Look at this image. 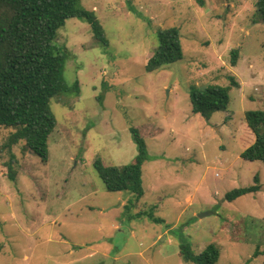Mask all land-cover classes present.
Listing matches in <instances>:
<instances>
[{"label": "rangeland", "instance_id": "obj_1", "mask_svg": "<svg viewBox=\"0 0 264 264\" xmlns=\"http://www.w3.org/2000/svg\"><path fill=\"white\" fill-rule=\"evenodd\" d=\"M77 5L95 13L107 42L78 18L58 29L72 89L50 102L57 125L47 162L14 144L10 180L4 145L13 130L0 126V264H194L179 255L180 242L196 253L215 244L216 264H264V163L240 156L254 141L244 112L264 110V20L255 0ZM171 27L182 58L146 71L158 31ZM228 75L240 87L230 89L227 109L208 120L193 113L189 87L225 86ZM146 125L160 131L145 139L144 195L108 191L95 159L130 163L137 145L129 128ZM256 176L258 191L225 198Z\"/></svg>", "mask_w": 264, "mask_h": 264}, {"label": "trees", "instance_id": "obj_2", "mask_svg": "<svg viewBox=\"0 0 264 264\" xmlns=\"http://www.w3.org/2000/svg\"><path fill=\"white\" fill-rule=\"evenodd\" d=\"M77 1L0 0V126L13 130L4 145L10 153L7 162L10 180L14 181L16 176L14 154L10 151L14 144L22 143L25 151L47 162L49 137L57 125L50 102L72 89L64 77L69 54L66 48L55 43L58 29L66 19L78 18L89 24L96 41L103 44L107 42L95 13L78 6ZM206 1L194 0L201 8ZM255 6L257 16L264 20V0H255ZM230 53L231 65L235 66L239 52L233 49ZM181 58L178 29H161L145 69L152 72ZM227 79L229 83L225 86L209 84L204 89L190 86L188 93L192 112L208 120L212 113L225 111L230 101V89L240 87L235 76L228 75ZM244 120L254 135V141L240 156L264 163V110H247L244 112ZM129 130L137 145V154L130 163L116 166L103 163L97 158L93 165L108 191L129 190L139 200L144 195L142 167L148 159L145 139L152 135L149 130H155L153 135H157L160 130L150 125L131 126ZM254 181V185L227 192L225 198L233 201L258 191L260 185L257 176ZM146 216L155 222L163 221L154 217L153 212ZM179 255L188 263L216 264L220 252L213 243L196 253L188 243L180 242Z\"/></svg>", "mask_w": 264, "mask_h": 264}, {"label": "water", "instance_id": "obj_3", "mask_svg": "<svg viewBox=\"0 0 264 264\" xmlns=\"http://www.w3.org/2000/svg\"><path fill=\"white\" fill-rule=\"evenodd\" d=\"M206 86H208V85H206ZM206 86H203V87H201V89H204V88H206ZM198 216H199V217H201V216H202V214H199Z\"/></svg>", "mask_w": 264, "mask_h": 264}, {"label": "crops", "instance_id": "obj_4", "mask_svg": "<svg viewBox=\"0 0 264 264\" xmlns=\"http://www.w3.org/2000/svg\"><path fill=\"white\" fill-rule=\"evenodd\" d=\"M244 149H245V148H244ZM244 149H243V150H244ZM241 153H242V152H241ZM241 153H240V154H241Z\"/></svg>", "mask_w": 264, "mask_h": 264}]
</instances>
